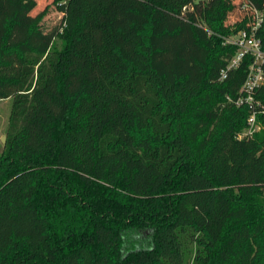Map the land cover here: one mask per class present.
Instances as JSON below:
<instances>
[{
    "label": "trees",
    "instance_id": "trees-1",
    "mask_svg": "<svg viewBox=\"0 0 264 264\" xmlns=\"http://www.w3.org/2000/svg\"><path fill=\"white\" fill-rule=\"evenodd\" d=\"M244 1L264 15V0H53L43 51L47 7L0 0V264H264V115L238 138L250 108L226 98L249 58L220 79Z\"/></svg>",
    "mask_w": 264,
    "mask_h": 264
},
{
    "label": "built area",
    "instance_id": "built-area-1",
    "mask_svg": "<svg viewBox=\"0 0 264 264\" xmlns=\"http://www.w3.org/2000/svg\"><path fill=\"white\" fill-rule=\"evenodd\" d=\"M193 1L197 2L200 0ZM242 8L247 10V12H251L249 13L250 18L248 17L246 28L224 37V43L234 45L236 49L228 60L226 67L222 69L220 76V79H224L229 70L236 69L245 58H249L246 76L238 90L237 96L234 98L231 96L226 97L235 106L246 105L250 108V114L244 127L245 132L237 134L238 138L251 137L257 132L261 127L257 120V115H264V105L255 98L257 90L264 84V49L258 36V30L263 23L264 15L262 10L256 9L245 1L242 3Z\"/></svg>",
    "mask_w": 264,
    "mask_h": 264
},
{
    "label": "rangeland",
    "instance_id": "rangeland-1",
    "mask_svg": "<svg viewBox=\"0 0 264 264\" xmlns=\"http://www.w3.org/2000/svg\"><path fill=\"white\" fill-rule=\"evenodd\" d=\"M37 6L32 11V15L37 14L44 7H47V12L45 16L39 23V30L33 36L32 43L39 48L40 50L47 51L50 47L51 41L55 39L56 32L60 28V21L62 15V9L56 7L53 3V0H36ZM64 0H59L60 3H63ZM237 17H240V13L237 11L234 14L230 15L227 19V23H233ZM64 42L60 39L55 41V48L62 49ZM54 48V46H53ZM11 109V99L6 98L0 100V155L3 150V136H6V129L8 124V117ZM245 132L244 128L239 131L238 134H243Z\"/></svg>",
    "mask_w": 264,
    "mask_h": 264
},
{
    "label": "water",
    "instance_id": "water-1",
    "mask_svg": "<svg viewBox=\"0 0 264 264\" xmlns=\"http://www.w3.org/2000/svg\"><path fill=\"white\" fill-rule=\"evenodd\" d=\"M5 138H6V136L4 135L3 138H2L3 143H5Z\"/></svg>",
    "mask_w": 264,
    "mask_h": 264
}]
</instances>
